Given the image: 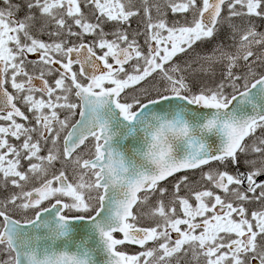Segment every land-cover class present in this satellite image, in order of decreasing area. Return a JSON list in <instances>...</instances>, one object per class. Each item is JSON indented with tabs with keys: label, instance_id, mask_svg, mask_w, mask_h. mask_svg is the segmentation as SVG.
Wrapping results in <instances>:
<instances>
[{
	"label": "snow or ice",
	"instance_id": "obj_1",
	"mask_svg": "<svg viewBox=\"0 0 264 264\" xmlns=\"http://www.w3.org/2000/svg\"><path fill=\"white\" fill-rule=\"evenodd\" d=\"M0 264H264V0H0Z\"/></svg>",
	"mask_w": 264,
	"mask_h": 264
}]
</instances>
